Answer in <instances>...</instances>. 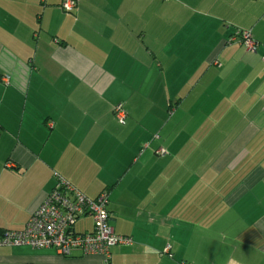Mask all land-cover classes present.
<instances>
[{"label":"crops","instance_id":"crops-1","mask_svg":"<svg viewBox=\"0 0 264 264\" xmlns=\"http://www.w3.org/2000/svg\"><path fill=\"white\" fill-rule=\"evenodd\" d=\"M62 1L0 0V231L59 174L109 192L132 242L107 264H264V0ZM0 264L104 263L0 246Z\"/></svg>","mask_w":264,"mask_h":264},{"label":"built area","instance_id":"built-area-1","mask_svg":"<svg viewBox=\"0 0 264 264\" xmlns=\"http://www.w3.org/2000/svg\"><path fill=\"white\" fill-rule=\"evenodd\" d=\"M78 0H63L64 11H72ZM229 42H240L248 51H255L257 42L252 39L249 30H237L229 37ZM264 64V54L261 58ZM112 115L117 122L123 123L126 112L122 103L112 108ZM165 153L164 149L157 151ZM54 187L44 197L37 209L30 215L21 230L0 231V246H29L33 249H54L61 256H68L74 251L82 255H97L102 263L111 258V248L117 244H130L132 239L117 235L109 221V192L104 189L94 198H90L56 174ZM82 216H89L93 228L89 232H76L74 226ZM163 254L172 257L170 245L166 244Z\"/></svg>","mask_w":264,"mask_h":264},{"label":"trees","instance_id":"trees-1","mask_svg":"<svg viewBox=\"0 0 264 264\" xmlns=\"http://www.w3.org/2000/svg\"><path fill=\"white\" fill-rule=\"evenodd\" d=\"M62 8V7H61ZM63 10V9H62ZM64 11V10H63ZM64 12H66V11H64ZM109 212V211H108ZM2 231V230H1Z\"/></svg>","mask_w":264,"mask_h":264},{"label":"rangeland","instance_id":"rangeland-1","mask_svg":"<svg viewBox=\"0 0 264 264\" xmlns=\"http://www.w3.org/2000/svg\"><path fill=\"white\" fill-rule=\"evenodd\" d=\"M77 222V221H76ZM76 224V223H75Z\"/></svg>","mask_w":264,"mask_h":264}]
</instances>
